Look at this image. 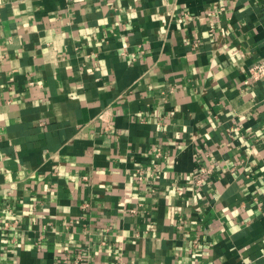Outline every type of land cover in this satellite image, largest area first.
I'll use <instances>...</instances> for the list:
<instances>
[{"label":"crops","instance_id":"1","mask_svg":"<svg viewBox=\"0 0 264 264\" xmlns=\"http://www.w3.org/2000/svg\"><path fill=\"white\" fill-rule=\"evenodd\" d=\"M261 57L264 0H0V264H264Z\"/></svg>","mask_w":264,"mask_h":264},{"label":"built area","instance_id":"2","mask_svg":"<svg viewBox=\"0 0 264 264\" xmlns=\"http://www.w3.org/2000/svg\"><path fill=\"white\" fill-rule=\"evenodd\" d=\"M71 2H81L83 0H69ZM248 74L254 81H258L261 78L264 77V57L259 58L256 62H254L249 68H248ZM211 172V169H206L204 167L200 168V175L198 177V183L202 182L204 180L203 175L208 174ZM17 220L14 219L12 221H6L4 223L5 228H14L17 224Z\"/></svg>","mask_w":264,"mask_h":264}]
</instances>
